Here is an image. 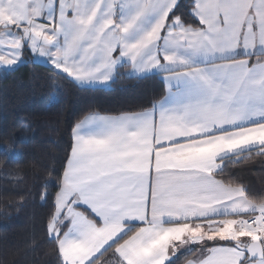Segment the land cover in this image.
I'll return each mask as SVG.
<instances>
[{
  "label": "snow or ice",
  "instance_id": "6c2138e0",
  "mask_svg": "<svg viewBox=\"0 0 264 264\" xmlns=\"http://www.w3.org/2000/svg\"><path fill=\"white\" fill-rule=\"evenodd\" d=\"M25 52L77 87L161 83L72 125L41 194L57 264H264V193L230 171L264 157V0H0V67Z\"/></svg>",
  "mask_w": 264,
  "mask_h": 264
},
{
  "label": "trees",
  "instance_id": "16d2710c",
  "mask_svg": "<svg viewBox=\"0 0 264 264\" xmlns=\"http://www.w3.org/2000/svg\"><path fill=\"white\" fill-rule=\"evenodd\" d=\"M29 56L25 52L28 62L14 71L0 69V264H57L41 194L45 181L56 180L52 170H61L72 125L86 113L139 110L161 94L158 76L120 75L104 87H77ZM230 171L254 193H264V157L241 158ZM103 256L99 261L111 259V249Z\"/></svg>",
  "mask_w": 264,
  "mask_h": 264
},
{
  "label": "crops",
  "instance_id": "0c3cea01",
  "mask_svg": "<svg viewBox=\"0 0 264 264\" xmlns=\"http://www.w3.org/2000/svg\"><path fill=\"white\" fill-rule=\"evenodd\" d=\"M34 59H39V58H35V57H33ZM37 61V60H36ZM39 62H42L43 63V61L40 59V60H38ZM108 85V84H107ZM106 85V86H107ZM104 87V86H103ZM100 115H106V114H100ZM106 253V252H105ZM104 253V254H105ZM111 253H112V250H111ZM103 254V255H104ZM103 255H101V256H99V259L96 261V264H113V258H111V259H106V260H104V261H99V260H101V258H103L104 256ZM196 254L195 253H193L192 254V256L189 258V259H192V258H194V256H195ZM184 264V263H183Z\"/></svg>",
  "mask_w": 264,
  "mask_h": 264
},
{
  "label": "rangeland",
  "instance_id": "374dc122",
  "mask_svg": "<svg viewBox=\"0 0 264 264\" xmlns=\"http://www.w3.org/2000/svg\"><path fill=\"white\" fill-rule=\"evenodd\" d=\"M34 60H37V61H38V60H40V59H34ZM38 62H39V61H38ZM2 68H3V67H0V69H2ZM3 69H7V68H3ZM19 134H20V133H19ZM19 134H18V135H19ZM19 137H20V138H24V135H21V134H20ZM8 146H11V145H5L4 147H5L6 149H8ZM11 150H12V149H11ZM11 150H9V151H11Z\"/></svg>",
  "mask_w": 264,
  "mask_h": 264
}]
</instances>
